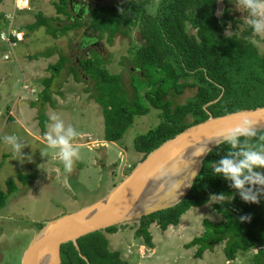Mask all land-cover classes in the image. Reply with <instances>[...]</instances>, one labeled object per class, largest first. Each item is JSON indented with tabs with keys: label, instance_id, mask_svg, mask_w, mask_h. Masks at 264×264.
Wrapping results in <instances>:
<instances>
[{
	"label": "trees",
	"instance_id": "1",
	"mask_svg": "<svg viewBox=\"0 0 264 264\" xmlns=\"http://www.w3.org/2000/svg\"><path fill=\"white\" fill-rule=\"evenodd\" d=\"M150 3L152 0H123L112 6H99L91 9L83 21L82 12L71 19L68 1L58 0L53 3L55 17H46L41 12L35 15L29 29L44 26L55 38L70 30L83 29L84 33L91 31L95 35L91 36L93 40L105 37L111 43L115 35L129 36L133 28H138L143 42L129 50L131 94L125 88L122 74L108 71L107 61L98 53L92 52L90 56L73 61L59 50L57 61L47 67L49 77L40 80L43 89L38 99L31 102L32 108H38L37 120L42 133L49 122L46 106L55 108L52 94L63 96L57 80L66 74L77 83L85 82L88 98L101 107L106 142L119 141L135 116H144L150 109L160 112V123L134 140L135 150L142 155L140 161L166 140L207 120L210 115L219 117L264 106V56L250 43L251 29L247 24L240 35L224 34L228 26L235 28L238 23L228 14L229 0H224L225 8L220 18L216 15L217 0H161L155 15L146 7ZM188 25L195 30L194 34L188 32ZM53 54L54 50H47L34 54L31 59L49 58ZM92 69L97 70L96 76L90 73ZM186 88L196 89L186 102L174 104L169 99V96L182 95ZM229 150L230 146L223 142L209 152L182 201L143 216L137 222L135 235L136 239H142V245L153 247L150 225L155 224L162 232L170 226L177 227L181 216L189 209L206 204L214 195L224 194L223 201L212 205L222 220L204 219L203 235L193 238L184 247H195L193 257L198 259L223 242V253L228 261L234 260L239 251L259 248L251 264H264V197H260L258 204L245 203L230 187V182L211 168V164L222 159ZM135 165L129 164L124 176ZM36 177V173L20 175L18 182L31 185ZM16 190L17 183L13 180L6 182L5 191L0 188V210ZM241 217L250 219L241 221ZM42 226L40 224L39 229ZM120 227H108L79 238V250L71 242L63 244L61 264H128L120 250L109 248L106 236L117 233Z\"/></svg>",
	"mask_w": 264,
	"mask_h": 264
},
{
	"label": "rangeland",
	"instance_id": "2",
	"mask_svg": "<svg viewBox=\"0 0 264 264\" xmlns=\"http://www.w3.org/2000/svg\"><path fill=\"white\" fill-rule=\"evenodd\" d=\"M1 2L4 4V0ZM54 2L58 0H30V10L17 12L14 21L23 39L12 48L5 43L0 44V188L5 191L8 180L17 183V190L7 197L0 210V264H20L22 254L40 224L96 201L109 187L120 182L128 171L126 167L135 165L142 157L134 148V140L154 129L162 120L158 110L150 109L148 114L134 117V122L119 141L106 142L102 109L88 98L86 83L75 82L71 75L61 76L57 83L63 96L52 94L56 106L54 109L46 106V115L50 117L55 113L66 125H72L83 133L74 141L79 148L80 159L75 162L71 173L64 170L60 160L47 148L37 120L38 108L31 107V102H36L38 93L43 89L40 80L49 77L47 67L57 61L59 50L73 61L95 52L107 61L105 68L108 71L122 74L125 88L131 94L129 50L143 42L138 28H133L129 36L115 35L111 43L105 37L93 40L91 36L95 35L91 31L84 33L83 29L77 32L70 30L56 38L48 34L44 26L30 30L29 25L35 21V14L39 11L46 17L56 16ZM121 2L123 0H79L71 16L82 12L84 21L91 9ZM2 7L10 13L12 2L0 5L1 11ZM224 8V0H217V17H222ZM228 14L238 23L235 28L228 26L224 34L240 35L246 25L247 12L236 6V0H229ZM0 17V28H3L6 21ZM60 19L65 21L64 17L60 16ZM187 30L190 34L195 33L189 25ZM250 43L264 56V40L259 44ZM47 50H54L55 54L49 58L31 59L34 54ZM90 73L96 76L97 70L92 69ZM195 92L196 89L186 88L182 95L169 96V99L174 104H182ZM18 119L25 122L23 125L27 132L19 126ZM49 123L50 120L47 125ZM13 134L26 142L22 157L15 155L3 141L5 135ZM33 173L43 184L41 187L23 186L18 182L20 175ZM218 201L211 197L206 204L189 209L179 220L181 226H170L165 233L154 224L149 230L154 252L151 254V250L148 251L147 257L140 258L138 255L142 239H136L137 222L120 225L115 236L107 234L109 248L120 250L128 264H251L259 248L239 251L234 260L228 261L223 253V242L216 244L213 250L205 251L202 259L193 257L195 247H184L193 238L203 235L204 219L211 222L222 220L220 214L212 209L213 203ZM128 249L130 253H127Z\"/></svg>",
	"mask_w": 264,
	"mask_h": 264
},
{
	"label": "water",
	"instance_id": "3",
	"mask_svg": "<svg viewBox=\"0 0 264 264\" xmlns=\"http://www.w3.org/2000/svg\"><path fill=\"white\" fill-rule=\"evenodd\" d=\"M238 116L254 121L257 132L264 131V106L210 115L184 129L148 153L103 197L46 221L33 234L20 264H61L63 244L71 242L79 250L77 240L87 234L138 222L178 204L191 190L209 152L223 143L222 133L234 127Z\"/></svg>",
	"mask_w": 264,
	"mask_h": 264
},
{
	"label": "clouds",
	"instance_id": "4",
	"mask_svg": "<svg viewBox=\"0 0 264 264\" xmlns=\"http://www.w3.org/2000/svg\"><path fill=\"white\" fill-rule=\"evenodd\" d=\"M161 6V0H152L146 5L155 15ZM236 6L247 12L246 24L251 29L250 42L259 44L264 40V0H236ZM123 12V9H118ZM44 134L47 148L63 164L64 170L71 173L75 162L80 159L78 146L74 144L83 133L72 125H66L57 114H52ZM256 123L251 119L238 116L234 127L222 133L221 139L230 146V150L218 162L211 164L213 172L230 182L245 203L258 204L264 197V133H258ZM3 141L11 151L22 157L26 142L16 135H5ZM207 149L205 148L202 155ZM42 154V153H41ZM28 159H31L29 157ZM223 201L224 194L212 196ZM250 219L241 217V221ZM258 251V250H257Z\"/></svg>",
	"mask_w": 264,
	"mask_h": 264
},
{
	"label": "built area",
	"instance_id": "5",
	"mask_svg": "<svg viewBox=\"0 0 264 264\" xmlns=\"http://www.w3.org/2000/svg\"><path fill=\"white\" fill-rule=\"evenodd\" d=\"M30 0H13V10L10 13H5L3 19L5 25L0 28V44L5 43L12 48L16 42L23 39V35L19 28L15 26V16L17 12L30 10Z\"/></svg>",
	"mask_w": 264,
	"mask_h": 264
},
{
	"label": "crops",
	"instance_id": "6",
	"mask_svg": "<svg viewBox=\"0 0 264 264\" xmlns=\"http://www.w3.org/2000/svg\"><path fill=\"white\" fill-rule=\"evenodd\" d=\"M11 2H12V8H11V11H12V10H13V1H12V0H4V4H3V3L1 2V0H0V5H8V4L10 5ZM1 3H2V4H1ZM4 8H5V9H4ZM1 9H2V11L0 10V12H1L2 16H3L5 13H9L8 11H5V10H6V7H2ZM11 11H10V12H11ZM39 12H40V11H39ZM41 13H42V12H41ZM36 14H37V13H36ZM36 14H35V15H36ZM9 116H10V115H9ZM47 116H48V118H50L49 115H47ZM17 123H18L19 126L22 128V130H24L25 132H27V131L24 129L25 127H24V125H23L25 122H23L22 120L19 121V119H18V120H17ZM46 132H47V130L45 131V133H46ZM45 133H42L43 138L45 137V135H44ZM110 143H112V142H110ZM102 144H104V143L102 142ZM102 144H101V145H102ZM139 154H140V153H139ZM50 184L52 185V182H50ZM31 185H32L33 187H34V186L41 187L43 184H41L40 181L36 178V180L34 181V183L31 184ZM23 186H24V185H23ZM27 186H30V185H27ZM113 186H114V185H113ZM113 186H112V187H113ZM33 187H32V188H33ZM112 187H109L108 190H107V192H108ZM107 192H106V193H107ZM106 193H104V194H102L101 196H99L96 200H98L99 198L103 197ZM90 203H92V202H90ZM90 203H87V204H90ZM87 204H84V205H82V206H85V205H87ZM82 206H80V208H81ZM77 209H79V208H77ZM77 209H76V210H77ZM179 225H180V221H179ZM150 226H151V227H149V230H151V229L154 227V224H152V225H150ZM180 226H181V225H180ZM168 230H169V229H167V231H168ZM149 232H150V231H149ZM165 232H166V231H165ZM165 232H164V233H165ZM109 235H111V236H115L116 233H115V234H108V236H109ZM140 240H141V239H140ZM152 243H153V238H152ZM109 246H110V245H109ZM215 246H216V245H215ZM215 246H214V247H215ZM214 247H213V249H214ZM111 250H112V249H111ZM116 250H117V249H116ZM150 250H151L150 253L152 254V253L154 252V248H153V247L148 248V247H145L144 245H141V244H140L139 247H138V255H139V257H140V258H142L143 256H144V257H147L146 254H147V252L150 251ZM256 252H257V251H256ZM127 253H130L129 249L127 250ZM254 254H255V253H254ZM203 255H204V253H203ZM203 255H202L201 258H198V259H202V258H203ZM121 257H122V255H121ZM122 258H123V257H122ZM123 259H124V258H123Z\"/></svg>",
	"mask_w": 264,
	"mask_h": 264
},
{
	"label": "flooded vegetation",
	"instance_id": "7",
	"mask_svg": "<svg viewBox=\"0 0 264 264\" xmlns=\"http://www.w3.org/2000/svg\"><path fill=\"white\" fill-rule=\"evenodd\" d=\"M68 1V6L70 7V11L71 13H74V6L78 4L79 0H67ZM0 16H2V14L0 13ZM79 17V14L76 13V15L74 14V17ZM83 16V15H82ZM3 17V16H2ZM1 18V17H0ZM84 18V17H82ZM71 19H73V16H71Z\"/></svg>",
	"mask_w": 264,
	"mask_h": 264
}]
</instances>
